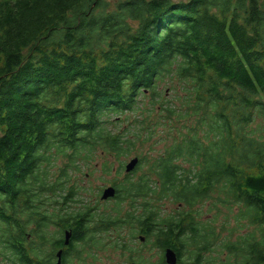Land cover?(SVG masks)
Instances as JSON below:
<instances>
[{"label": "trees", "instance_id": "1", "mask_svg": "<svg viewBox=\"0 0 264 264\" xmlns=\"http://www.w3.org/2000/svg\"><path fill=\"white\" fill-rule=\"evenodd\" d=\"M167 77L183 83L184 98L174 100L191 103L196 126L169 127L170 143L138 156L114 183V198L128 209L104 218L103 230L126 226L131 238L138 232L162 253L173 249L180 264L187 263L183 250L199 264L215 247V228L186 220L184 210L208 199L231 202L240 205L236 218L260 226V236L247 233L227 248L241 264H264V141L248 130L264 115V0H121L113 7L108 0H0L3 258L50 264L53 254L44 256L42 247L53 224L71 228L68 245L58 238L53 248L63 247L61 264H72L76 244L90 241L95 229L85 227L84 213L56 214L74 195L69 188L70 198L62 196L66 171L97 153L122 170V159L137 156V140L155 133L154 101L139 119L141 96L161 97L157 83ZM165 104L160 109L169 117L184 115ZM59 159L65 166L52 180ZM109 169L103 161L102 170ZM56 195L64 208L50 210L46 201ZM165 202L178 213L162 209ZM111 247L130 249L123 238Z\"/></svg>", "mask_w": 264, "mask_h": 264}, {"label": "rangeland", "instance_id": "2", "mask_svg": "<svg viewBox=\"0 0 264 264\" xmlns=\"http://www.w3.org/2000/svg\"><path fill=\"white\" fill-rule=\"evenodd\" d=\"M109 4L113 7L114 4L121 0H108ZM185 1V0H175ZM183 83L177 81V79L163 78L157 83V90L162 92V96L157 99L151 98V93L146 92L142 98V113L139 119L146 117L147 109L150 107L152 101H154L153 110L150 112L149 120L154 124L155 133L151 140L143 142L142 137L137 140L133 154L125 159H122L123 166L133 157L142 156L147 153L148 155L154 154L155 151L161 150L166 143H170L171 137L165 139L166 132L169 127H177L182 130L193 129L196 126L197 120L191 114V103L181 104L180 100H174L176 94L182 99L186 92L182 89ZM187 88H190V84H185ZM188 94L192 96L193 91H188ZM166 102H169L176 107H182L185 110L183 116L179 117L177 114L169 117L161 111L160 105L166 106ZM150 104V105H149ZM187 111V113H186ZM124 117V116H122ZM169 118V120L167 119ZM133 114L129 116L127 121L132 120ZM184 128V129H183ZM248 130L252 132L259 140L264 141V115H257L253 118V122L248 125ZM172 135L176 134L174 130L171 131ZM200 135V133H199ZM154 143V144H153ZM155 150L154 152H152ZM158 151V152H159ZM103 161H107L110 164L108 172L102 170ZM65 166V160L59 159L50 169L49 173L53 179L60 175L62 168ZM119 162L115 161L110 156H105L100 153L95 154L93 159L86 164H82L78 168H71L66 171V183L63 190L65 196L72 188L74 195L71 196L70 201L64 203L66 209L58 211L64 214V212H87L86 219L90 220L85 227L95 229L94 237L89 238L90 241H80L76 244V248L73 251L71 258L72 264H131L135 262L137 264H161L163 253L162 251L153 245V243H146L144 237L134 232V238H131V231L126 226L123 228H116L113 226L102 227L105 223L104 218L112 220V218L118 215V218L123 217L124 213L128 209L126 202L118 203V199L110 198L107 200H101V194L104 188L107 186H114V183H119L124 180L125 172L124 168L118 171ZM145 169V167H144ZM139 174V172H137ZM68 200L69 195H66ZM53 202L46 201V206L50 210H53V206L63 207L62 202L64 198L56 195ZM55 200L59 203L55 204ZM120 207V212L117 214L115 209ZM240 205H235L231 202L221 203L220 201H214L213 199L204 200L195 204L191 208H186V220L188 218L193 219L194 222H202L203 225L215 228V232L211 237L213 246H215L211 252H206L203 259L199 264H241V255L230 251L227 246L239 236L246 235L247 233H254L258 238L260 236V226L257 224H251L246 218H236L237 211ZM162 209L177 214L178 210L175 203L165 202ZM88 211H91L88 214ZM68 229V228H66ZM90 230V231H91ZM46 243L43 245L42 250L44 256L52 255L50 263L55 262L54 253L55 250L52 242L58 238L63 237V230H60L56 225L50 224L44 231ZM142 237V240H139ZM118 238H123L125 244L130 249H115L111 245ZM77 250V251H76ZM238 255V256H236ZM195 255L189 256L185 250H183L182 259L186 264H193L195 262ZM0 264H15L8 259L3 258L0 255Z\"/></svg>", "mask_w": 264, "mask_h": 264}, {"label": "water", "instance_id": "3", "mask_svg": "<svg viewBox=\"0 0 264 264\" xmlns=\"http://www.w3.org/2000/svg\"><path fill=\"white\" fill-rule=\"evenodd\" d=\"M138 163V158L137 157H133L131 158L125 165H124V171L126 173L132 171L135 166L137 165ZM115 188L112 187V186H108L106 188L103 189L102 191V194H101V199L102 200H105V199H108V198H111L115 195ZM71 236V231L70 230H65L63 232V244L64 245H67L69 243V238ZM140 240H142V237L140 238ZM62 249H59L55 256H56V261L52 264H61V257H62ZM163 258H164V262L166 264H178L177 262V257H176V254L174 252L173 249L167 247L164 249L163 251ZM131 264H136V263H131Z\"/></svg>", "mask_w": 264, "mask_h": 264}, {"label": "flooded vegetation", "instance_id": "4", "mask_svg": "<svg viewBox=\"0 0 264 264\" xmlns=\"http://www.w3.org/2000/svg\"><path fill=\"white\" fill-rule=\"evenodd\" d=\"M90 212H91V211H88V214H89ZM81 213H84V215H85L84 219H85L86 216H87V212H81ZM89 221H90V220H89ZM68 230H70V228H68ZM55 243H56V242H55ZM55 243L52 242V245L55 246ZM54 249H56V250H55V252H56L58 249H62V250H63L64 248L60 246V247H57V248L55 247Z\"/></svg>", "mask_w": 264, "mask_h": 264}, {"label": "bare ground", "instance_id": "5", "mask_svg": "<svg viewBox=\"0 0 264 264\" xmlns=\"http://www.w3.org/2000/svg\"><path fill=\"white\" fill-rule=\"evenodd\" d=\"M201 193V192H200Z\"/></svg>", "mask_w": 264, "mask_h": 264}]
</instances>
